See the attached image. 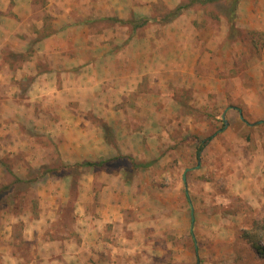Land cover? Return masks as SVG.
Segmentation results:
<instances>
[{"label": "rangeland", "instance_id": "374dc122", "mask_svg": "<svg viewBox=\"0 0 264 264\" xmlns=\"http://www.w3.org/2000/svg\"><path fill=\"white\" fill-rule=\"evenodd\" d=\"M188 1L0 0V92L23 95L15 133L0 131V220L61 234L107 202L127 261L264 264L250 240L264 247V79L246 73L264 32L242 26L239 0L166 19Z\"/></svg>", "mask_w": 264, "mask_h": 264}, {"label": "crops", "instance_id": "0c3cea01", "mask_svg": "<svg viewBox=\"0 0 264 264\" xmlns=\"http://www.w3.org/2000/svg\"><path fill=\"white\" fill-rule=\"evenodd\" d=\"M239 8L243 27L251 31L264 32V0H239ZM1 45H4V43H1ZM17 45L12 51L14 53H22L23 48L21 49ZM42 49L49 52L51 48L47 44ZM262 52L261 58H256L253 66L246 69L247 76L253 77V80L258 82L260 81L259 79H264V46ZM20 73L22 76V72ZM42 76L45 77V73H42ZM5 80L9 82L11 79L6 76ZM36 80L39 79L37 78ZM50 83L49 81L46 85H50ZM19 94H21L20 90L16 91L14 88L9 90V92L2 93V99L4 100L0 106V113L4 117V121L0 131H3V133L9 134L11 131L15 133L18 116H22L19 111L22 107L18 108L19 102L15 101L21 97ZM250 99L258 100L259 96L256 95L254 98L248 96L245 98V100ZM257 100L255 102L256 106L259 104ZM254 111L257 112V109L252 110L251 108L249 110L252 114L255 113ZM258 112H263V110ZM239 115L240 118L243 117L242 111L239 112ZM257 122H263V120H258ZM209 137L211 138L212 135ZM205 140H202V142ZM209 140L203 143V147ZM104 189L109 193H113L110 187ZM116 193L118 194L119 190ZM98 204L99 206L96 207L95 215L93 216L89 215L86 208L81 207L80 218L76 221L77 225H69L70 228H66L61 234L56 230L54 222L50 225L51 221L44 222L40 218L19 219L15 216L8 220L1 219L0 264H136L134 261H127L130 258L129 255H131L130 251H117L118 248L116 245L109 243L112 239L107 240V233L103 230L107 224H111L114 229H117L121 221H124V219L122 220L120 207L116 209L107 202L106 204L104 202L103 204ZM87 205L86 203V207ZM143 215L144 217L146 215L149 216L150 212L146 214L144 211ZM135 224H130L129 227L132 226L135 230L137 228ZM125 239L126 237L122 238L123 242L119 248H126V245L130 247L131 244Z\"/></svg>", "mask_w": 264, "mask_h": 264}, {"label": "trees", "instance_id": "16d2710c", "mask_svg": "<svg viewBox=\"0 0 264 264\" xmlns=\"http://www.w3.org/2000/svg\"><path fill=\"white\" fill-rule=\"evenodd\" d=\"M214 1H217V0H189L188 2L183 3V4H179L176 7H174L172 10H170L168 12L167 16H166V19H171V18L175 17L177 14H179L181 12V10H183L184 8H186V7H188V6L192 5V4H202L203 5V4L214 2ZM228 8H229V13H231L229 15V21L233 24V22H234V12L233 11L235 9V2H233L232 4H229ZM148 20H149V18L140 16L138 18L137 23L134 25V28L143 25ZM209 139H210V137H208L205 141H207ZM204 142H202L200 147H198V151H200L202 149V147L204 145L203 144ZM84 164L85 165H96V164H99V163L98 162L97 163L84 162ZM142 165H144V164H142ZM257 226H258V222H257ZM259 233L264 236V221L259 225ZM245 236H247L249 238L248 234L245 235ZM256 239H257L256 235H255L254 238L250 239L252 241V245L256 248L258 253H261L263 255V257H264V247L263 246L261 247V245L258 244Z\"/></svg>", "mask_w": 264, "mask_h": 264}, {"label": "water", "instance_id": "95a60500", "mask_svg": "<svg viewBox=\"0 0 264 264\" xmlns=\"http://www.w3.org/2000/svg\"><path fill=\"white\" fill-rule=\"evenodd\" d=\"M182 178H183V180L185 179V174H183Z\"/></svg>", "mask_w": 264, "mask_h": 264}]
</instances>
